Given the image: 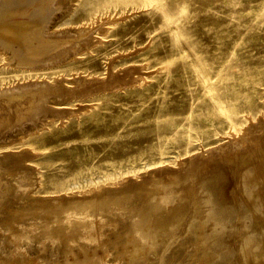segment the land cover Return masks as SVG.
Masks as SVG:
<instances>
[{"label":"rangeland","instance_id":"374dc122","mask_svg":"<svg viewBox=\"0 0 264 264\" xmlns=\"http://www.w3.org/2000/svg\"><path fill=\"white\" fill-rule=\"evenodd\" d=\"M66 3L0 0V10L12 4L31 18L20 39L0 35V141L8 142L0 148L29 150L36 173L24 198L101 185L133 189L143 180L163 196L179 178L171 182L161 170L184 176L188 158L218 152L214 164L227 166L253 137L264 138V0ZM15 85L26 90L14 92ZM40 88L52 90L36 99ZM18 90L42 100L43 109L10 116L3 99ZM0 200L4 213L8 198ZM96 208L80 217L99 220L105 210ZM201 219L172 224L176 237L165 250L138 247L152 264H200L192 224L202 223L210 239L237 229L227 219L216 223L212 210ZM243 232L255 236L250 226ZM235 258L217 252L207 263L238 264Z\"/></svg>","mask_w":264,"mask_h":264},{"label":"bare ground","instance_id":"6f19581e","mask_svg":"<svg viewBox=\"0 0 264 264\" xmlns=\"http://www.w3.org/2000/svg\"><path fill=\"white\" fill-rule=\"evenodd\" d=\"M55 1L65 5L68 2ZM12 4L0 10V35L8 41L23 37L31 19ZM31 72L34 71L27 70ZM11 87L12 91L26 90V85ZM51 90L40 88L33 94L37 99ZM23 91L3 99V110L10 109V116L18 120L35 116L43 109L42 100L34 102L32 94ZM2 143L8 142L4 139ZM250 143L247 151L233 158L228 154L227 166L221 161L220 166L214 164L215 157L222 154L218 152L188 158L185 165L189 172L184 176H176L172 168L161 170L171 182L179 178L163 189V196H159L161 190L157 193L158 189L143 180L135 182L133 189L101 185L57 196L24 198L32 192L36 173L29 161V150L0 148V170H5L0 176V197L8 198L3 204L4 213L0 209V264H152L146 250L138 245L155 243L165 250L176 237L169 236L172 224H191L211 210L216 223L227 219L231 221L229 229H237L210 239L204 235L202 223L192 224L194 243L203 251L194 258L208 264L220 252L225 260L236 257L238 264H264V138L253 137ZM199 162H204L203 166ZM3 186L5 190H1ZM171 192L177 193L165 195ZM94 205L98 212L105 210L98 213L99 220L80 217ZM245 216L250 217L249 225ZM246 226L255 232L252 239L243 232Z\"/></svg>","mask_w":264,"mask_h":264}]
</instances>
